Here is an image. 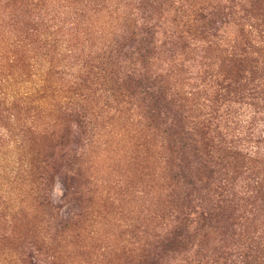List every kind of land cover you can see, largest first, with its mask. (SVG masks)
<instances>
[{"label":"trees","instance_id":"16d2710c","mask_svg":"<svg viewBox=\"0 0 264 264\" xmlns=\"http://www.w3.org/2000/svg\"><path fill=\"white\" fill-rule=\"evenodd\" d=\"M123 1L63 0L61 11V5L50 7L47 0H0L1 34L7 39L3 50L11 56L10 62L17 63V84H28L36 76L44 81L39 82V97L31 88L22 92L20 87L14 98L0 91V122L16 126L18 147L26 152L29 145L35 161L31 186L22 182L16 187L29 189L26 195L16 193L13 200V183L3 184L13 214L52 204L44 188L45 168L54 170L58 159L72 162L79 153L74 144L89 139L94 119L122 112L147 92L137 76L118 78L109 68L117 57L127 58L126 50L141 33L138 30L149 34L153 19L140 15L146 9L143 4L130 13L132 0ZM147 4L168 5L179 12L161 31L160 47L171 53L176 64L158 89L163 108L170 104L175 111L166 150L172 160L177 154L184 164L177 166V179L193 191L217 193L224 203L217 207L236 209L245 218L239 220L240 228L245 225L241 240L229 250L192 253L191 248L190 255L179 258L173 236L156 261L252 264L263 258L264 251L263 236L252 229L264 220V0H149ZM102 12L108 13V19L87 22L89 14ZM162 111L145 115L149 129L159 130L156 122ZM251 127L257 130L254 142ZM77 175L72 172L73 183ZM7 235L0 223V242ZM147 247L151 246L145 243L138 250L144 253ZM31 257L18 256L15 263L32 264Z\"/></svg>","mask_w":264,"mask_h":264},{"label":"rangeland","instance_id":"374dc122","mask_svg":"<svg viewBox=\"0 0 264 264\" xmlns=\"http://www.w3.org/2000/svg\"><path fill=\"white\" fill-rule=\"evenodd\" d=\"M148 1L132 0L127 11L134 12L138 4L146 7L140 15L153 18L148 23L149 34L138 30L141 33L135 35L134 46L126 50L127 58L119 56L109 67L118 78L137 76L147 92L121 108L122 112L112 111L94 119L96 126L90 127L89 139L74 144L79 153L72 162L58 159L54 170L45 168L44 188L53 200L49 206L35 212L23 208L20 214L12 213L3 184L13 183V200L16 193L26 195L29 189L16 187L20 188L22 182L31 186L35 161L29 145L26 152L18 147L16 126L0 122V136L6 134L0 139V223L8 232L0 242V264L5 259L8 264H16L18 256L28 255L32 264H158L156 259L163 254L164 243L168 245V237L177 238L174 249L179 258L190 255L187 251L191 248L192 253L203 249L225 251L241 240L239 233L245 230V225L240 228L241 212L217 207L224 205L223 197L213 191H193L177 179L180 157L175 154L173 161L166 150L175 111L170 104L168 109L163 108L158 89L164 85L162 78L168 69L176 64L171 53L160 47L162 32L179 12L168 5L152 7ZM47 2L50 7L61 5L59 10L63 11V0ZM105 16L108 19V13L102 12L86 18L90 24ZM95 28L91 27L93 33ZM6 41L0 28V91L14 98L20 87L22 92L31 88L37 97L42 96L38 91L39 82H44L42 76L28 84H17L18 66L3 50ZM156 110H163L157 118V131L148 128L151 122L145 118ZM249 131L251 141H256L255 130L251 127ZM73 171L78 173L75 183L70 178ZM252 229L264 240V220ZM145 243L151 247L144 255L138 249ZM262 255L252 264H264V251Z\"/></svg>","mask_w":264,"mask_h":264}]
</instances>
